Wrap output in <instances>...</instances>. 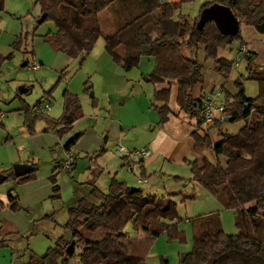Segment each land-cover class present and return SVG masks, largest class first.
I'll list each match as a JSON object with an SVG mask.
<instances>
[{"label":"trees","instance_id":"obj_1","mask_svg":"<svg viewBox=\"0 0 264 264\" xmlns=\"http://www.w3.org/2000/svg\"><path fill=\"white\" fill-rule=\"evenodd\" d=\"M187 1L191 0H34V3L39 5L40 15H44L42 21L50 20L54 24V29L43 35L44 39L57 51L73 57L80 55V62L98 37H102L104 49L112 60L124 70L137 66L142 56L150 58L152 68L141 73V78L154 84L152 105L158 116L157 124L168 120L169 98L173 92L176 113L193 119L190 131L193 147L200 150L209 147L214 154V161L202 156L200 163L194 159L187 162L191 171L189 180L210 192L224 208L233 210L236 231L223 230L217 210L189 217L191 246L178 255L176 264H264V64L254 61L250 49L244 56L245 67L247 78L258 84L257 94L247 96L241 83L236 82L235 92H225L222 97L223 121L214 119L209 126L202 127L196 116L204 95L198 51L201 50L204 58L212 57L214 68L223 71L229 69L233 61L217 56V49L235 40L245 43L239 29L234 34L224 35L211 20L197 29L200 10L214 2L227 5L238 19L239 27L245 23L264 33V0H205L194 17L176 14ZM2 6L3 0H0V9ZM9 56L0 54V63ZM19 110L28 133L34 132L35 121L42 118L46 128H53L59 137L82 115L78 95L67 89L62 92V111L56 118L33 113L27 105ZM238 120L243 124L237 132L221 130L222 122ZM212 130L220 135L218 139L212 137ZM79 134L74 133L63 148L68 150ZM36 169V163H32L30 172L14 176L12 168L8 167L2 170L6 175L4 181L11 179L21 183L32 178ZM49 180L51 198L57 199L59 187L54 174L49 175ZM174 193H144L139 186L131 189L115 176L110 178L106 188L91 183L87 194L66 206L63 227L70 232V238L58 236L43 254L31 252L25 264H69L74 254L81 264H145L140 254L129 251L124 241L128 232L124 227L130 223L133 230L151 238L163 232L169 239L183 236L177 228L182 218L171 200ZM7 200L8 208L19 209L18 195L11 189L7 190ZM2 207L0 202V209ZM3 224L4 221L0 225V245L7 244V235L22 236L15 228L3 230ZM98 228L105 232L96 238L85 236ZM28 234L31 232L24 237ZM71 240H74V249L79 247L77 253L65 251ZM161 264L168 262L161 259Z\"/></svg>","mask_w":264,"mask_h":264},{"label":"rangeland","instance_id":"obj_2","mask_svg":"<svg viewBox=\"0 0 264 264\" xmlns=\"http://www.w3.org/2000/svg\"><path fill=\"white\" fill-rule=\"evenodd\" d=\"M204 1L184 2L176 10V14L194 17L198 14ZM39 15L40 7L34 3V0H3V6L0 9V54H10V56L4 58L0 63V112L5 115L1 117V120L6 124L5 126L0 124V131L11 127L16 128L20 123L22 116L19 111L15 110L16 107L32 104L43 96H49V98H54V105L49 111V115L53 116L55 109L59 108L57 103L61 100L63 89L77 92L82 110L77 126L90 127L100 136L96 151H88L84 154L83 151L78 152L80 154L78 155L80 169L88 170V167L82 164L86 162L85 157L91 156L96 159L98 168L104 173L110 172V175L116 177L117 175L129 176L133 181H128L127 184L139 186L144 193L164 195L168 192H175L171 195V200L176 203L177 213L182 218L178 221L177 228L182 231L183 236L169 239L163 232L151 238L142 233V239H140L137 238L131 224L127 223L124 230L129 233V237L124 241L132 253L141 254V252L147 251L145 264H158V261L164 258H167L170 264H176L177 252L180 251L182 254L188 251L191 246V227L187 219L199 212L194 211L196 207L198 210L205 207L203 200H207V195L215 199L214 196L189 180L191 171L190 166L186 163L179 166L170 165V172H158L157 176L154 173L155 170H151L153 166H150V170L147 169L144 173L146 181L137 183L135 178L139 173L135 170V172L131 171L122 157L115 154V147L118 145L128 150L139 148L133 147V145L138 146L136 144L145 139L147 129H152L153 122L158 117L152 105L154 84L141 78V72L150 70L153 61L147 56H142L137 66L124 70L112 60L104 49L102 37H98L90 52L80 62V55L67 56L68 54L65 55L63 52L55 50L44 39L43 35L47 31L53 30L54 24L50 20L37 22ZM239 32L242 40L254 47V61L264 64V33L257 32L252 26L245 23L240 24ZM14 40H16L15 44ZM239 43V40H235L218 48L217 56L233 61ZM181 50L185 52L184 47ZM197 59L202 63L204 81L201 86L204 91L209 92L211 88L219 89L221 97H223L225 92L234 93L235 83L240 82L247 96L257 94L258 84L256 80L247 78L244 57L240 58L237 65L232 64L229 69L223 71H217L214 68L212 57L204 58L201 50L197 53ZM25 61L26 65L23 64ZM34 62L38 64V68H31ZM21 85L28 87L26 93H18V87ZM87 85L88 89H86ZM48 91L50 93H47ZM195 91L198 92V88ZM172 94L173 92H171L169 101L172 99ZM44 100L43 102L49 104L46 99ZM59 113L60 111L57 115ZM180 119H184L186 125H190L193 121L182 113H180ZM114 120L117 124L121 120L122 126L127 127L119 137L110 125ZM242 124V120L224 121L220 128L222 131L235 133ZM212 137L216 140L220 135L212 130ZM199 152L208 160H215L209 147H204ZM65 176L69 177L67 173ZM175 176L179 180H176ZM13 181L8 179L1 182L0 188L12 185ZM98 184H104L103 179H100ZM51 206L56 207L57 205L48 204L41 207L35 210L32 216L38 217L39 210ZM218 212L223 230L227 233H234L236 228L233 210L223 208ZM65 220L66 211L64 208L59 209L51 219L42 221L35 219L31 223L34 231L28 234L27 238L22 233L23 236L19 239L0 245V264H20L21 260L25 263L29 251L41 255L48 246L54 244V240L58 236H63V234L70 236V232L63 227ZM104 232L103 228H98L94 232L86 233L85 236L96 238ZM13 251H25V253L19 256ZM78 251L79 247H75L74 252ZM69 264H81L76 254L70 257Z\"/></svg>","mask_w":264,"mask_h":264},{"label":"crops","instance_id":"obj_3","mask_svg":"<svg viewBox=\"0 0 264 264\" xmlns=\"http://www.w3.org/2000/svg\"><path fill=\"white\" fill-rule=\"evenodd\" d=\"M246 44L253 54L254 47L250 46L249 43ZM105 54L107 53L105 52ZM35 64V68H38V64ZM148 71H142L141 73ZM70 91L78 94L73 90ZM202 92L204 94L207 93L204 89ZM44 99H46L49 104L48 107L44 108L40 114L47 115L52 118L58 117L62 111V96L61 100L58 101L59 103H57V105L59 104V108L57 107V109H55L53 116L49 115V111H51V108L54 105V98L43 96L37 99L34 103L26 105L31 110L35 105H42V103H44L43 101H45ZM170 106L171 113L169 114L168 120L164 124L158 125L157 117L153 122L154 126H152V129H147L145 139L139 144H136L138 146L133 145V147L147 148L149 150V154L146 157H126L115 153L122 157L123 161L128 164L131 171H137L139 173L135 178V182L137 183L146 181L144 173L147 169L150 170V166H153L151 170H155L154 173L157 176L158 172H170V165L179 166L184 163L187 164L188 161L193 159L199 163L201 162L203 155L199 152L200 149L193 147L194 142L190 135L192 124L186 125L184 123V119H180V114L176 113L177 107L174 103V93L172 94ZM15 110L19 111L22 116L19 107H16ZM58 111H60V113L57 115ZM4 116V113L0 112V124L3 126L6 125L1 120V117ZM79 122V118L73 121L69 131L60 137L54 132L53 128H46L47 125L42 118L35 121L34 132L32 133L27 132L22 123V119L16 128L11 127L5 129L4 131H0L1 172L6 168L11 167L13 163L25 162L31 165L32 163H36L37 165V169L32 178L21 183L13 181L12 185L7 186L6 188H0V202L3 203V207L0 209V225L4 221L3 230L10 231L15 228L22 236V233L26 235L29 232H33L34 228L31 227V223H33L35 219H40L42 221L44 219L53 218L59 209L64 208L66 211V206L68 204L74 202L78 197L87 194L91 183L105 188L107 186L105 183H108L110 178L115 176L110 175V172L104 173V171L98 168L99 166L97 165L96 159H93L91 156L85 157L86 162L82 164L85 165V167H88V170H84L82 168L80 169V159H78V155L80 154H78V152L83 151L84 154L86 152L88 153V151H96V147L99 145L100 136L98 132L90 129V127H78L77 125ZM110 125L118 137L123 133V130L125 131L127 129V127L122 126L121 120H119L118 124L114 120L110 123ZM76 132H79L80 134L75 143L68 150H65L63 148L64 143ZM67 152L73 154L74 161L72 167L65 171L61 168V164ZM65 173L69 175L68 178L65 176ZM50 174H54L55 181L59 187V198L57 199L51 198L52 189L51 182L49 180ZM116 178L123 180L126 183H128V181H133V179L131 180L129 176L121 177L117 175ZM100 179H103L104 184H98ZM87 181H89V183H87ZM9 189L18 195L20 207L15 211L11 210L7 206V190ZM204 194H206L205 191ZM207 196V200H203L205 207L198 210V207L195 208L193 205L195 208L194 211H199L194 215L212 210L219 211L224 208L217 199H213L209 195ZM48 204H54L57 206L43 208V210H39V212H37L38 217L34 218L32 216L35 210ZM135 232L137 238L142 239V233L139 231ZM22 236H18V234L7 235V243H10L15 239L17 240ZM127 237H129V233ZM63 238L69 239L70 236L63 234ZM13 252L18 253L19 256L25 253V251ZM31 252L33 251L28 252V257ZM146 253L147 251H143L140 254L144 260L147 256ZM179 254H181L180 251L177 252V259ZM164 259H166L168 264H170L167 258ZM20 264L25 263L21 260ZM158 264H161V260L158 261Z\"/></svg>","mask_w":264,"mask_h":264},{"label":"built area","instance_id":"obj_4","mask_svg":"<svg viewBox=\"0 0 264 264\" xmlns=\"http://www.w3.org/2000/svg\"><path fill=\"white\" fill-rule=\"evenodd\" d=\"M249 47L246 43L240 42L236 47L233 64L237 65L240 58L248 54ZM32 68L36 67L35 63H32ZM221 92L219 89H211L209 92L205 93L200 98V104L196 112V116L201 120V126L207 127L211 122L216 119L218 121H223L225 119V114L223 112L225 103L222 100ZM48 107V103L44 102L42 105H35L32 107V112L40 114L44 108ZM115 152L122 156L128 157H146L149 154V150L145 147H139L136 149L128 150L120 145L115 147ZM74 161V156L70 152H67L64 160L62 161L61 168L63 170H69Z\"/></svg>","mask_w":264,"mask_h":264},{"label":"water","instance_id":"obj_5","mask_svg":"<svg viewBox=\"0 0 264 264\" xmlns=\"http://www.w3.org/2000/svg\"><path fill=\"white\" fill-rule=\"evenodd\" d=\"M44 15L41 14L37 22L42 21ZM211 20L215 24L218 31L224 35L234 34L239 29V22L236 16L231 11L230 7L227 5L219 3H211L208 6L203 7L200 10L199 17L196 21V28L200 29L203 27L206 21ZM27 87L19 86L18 93L26 92ZM12 172L14 176L24 175L32 170V165L25 162L13 163L11 165ZM6 175L0 171V183L4 181ZM137 188L136 186H131V189ZM74 240H71L65 248L66 253L70 254L74 250Z\"/></svg>","mask_w":264,"mask_h":264}]
</instances>
